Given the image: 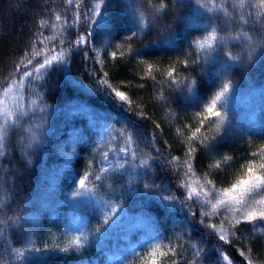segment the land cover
Instances as JSON below:
<instances>
[{
    "label": "trees",
    "instance_id": "1",
    "mask_svg": "<svg viewBox=\"0 0 264 264\" xmlns=\"http://www.w3.org/2000/svg\"><path fill=\"white\" fill-rule=\"evenodd\" d=\"M160 2L121 0L105 12L107 0H0V93L19 87L26 107L9 126L0 156V264H101L102 250L113 252L138 219L151 238L111 264H264V238L251 222L233 227L188 199L184 187L189 164L218 190L243 178L249 161L257 172L264 164V132L217 128V119L200 127L197 115L225 84L264 83V0L259 7L217 0L227 15L197 10L195 0H164L163 9ZM94 5L114 15L115 30L100 29L96 39L76 46L89 32ZM241 14L248 24L240 23ZM250 43L256 45L251 58ZM61 49L62 62L21 77L45 56L59 59ZM228 51L238 59L225 71ZM36 93L47 104L43 114ZM205 137L215 139L202 142ZM225 157L220 168L213 166ZM79 179L98 195L86 225L92 239L81 245L47 214L69 202ZM165 195L168 212L157 200ZM141 211L159 219L156 229Z\"/></svg>",
    "mask_w": 264,
    "mask_h": 264
},
{
    "label": "rangeland",
    "instance_id": "2",
    "mask_svg": "<svg viewBox=\"0 0 264 264\" xmlns=\"http://www.w3.org/2000/svg\"><path fill=\"white\" fill-rule=\"evenodd\" d=\"M239 3V0H238ZM260 0H249V5L260 6ZM99 5H94V11L89 15L92 18L93 23H89V32L95 29L94 37L99 34L96 32L100 29H96L95 21L99 20V15L95 12L102 13ZM103 14V13H102ZM19 104L20 108L25 111V104L22 102L19 87L9 89L6 92L0 93V110H3L5 106L8 109H13ZM223 107L220 108V105ZM217 107L226 116L225 123L222 125L228 127L232 131H237L244 134H260L264 132V83L250 82L244 86L229 87V92L225 96L221 97V101L217 102ZM16 116L13 115L12 119L15 120ZM220 124L219 119L217 118ZM221 125V124H220ZM187 195L191 197L196 203L200 205L202 210L215 211L222 221L233 224V217L238 216L236 204L231 201V209L229 204H217L213 209L212 204L216 203L215 200H211L210 203H206L209 197L206 196L210 185L194 172L189 173L184 183ZM224 190H219L217 197L228 202L229 197H223L220 195ZM80 192V195L76 193ZM55 207H49L47 214L51 213L58 217L63 230L69 234L72 241L78 242L80 245L90 241V232L87 230V219L89 216L97 211L98 195L89 188H77L74 190L72 198L69 202H60L55 204ZM257 213L256 219L250 221L253 224V232L261 234L264 238V219L259 218V212L264 210V204H256L254 209ZM247 221V220H242ZM133 223V222H132ZM128 224V223H127ZM224 231H221L223 235ZM100 235V234H97ZM151 233L146 230L145 222L138 219L137 222L130 224L126 229V233L122 240L116 243L113 252L102 250L101 264H111L118 261L122 254L127 250H134L139 244L144 243L151 238ZM74 264H96V262L78 261Z\"/></svg>",
    "mask_w": 264,
    "mask_h": 264
},
{
    "label": "snow or ice",
    "instance_id": "3",
    "mask_svg": "<svg viewBox=\"0 0 264 264\" xmlns=\"http://www.w3.org/2000/svg\"><path fill=\"white\" fill-rule=\"evenodd\" d=\"M71 3V0H69ZM121 0H107V3L104 4V11L108 12L110 8H112L114 5L119 6ZM188 3H191L192 0H187ZM195 4L198 6L197 10H205V11H224V14L227 15V11L221 8V5L217 4V0H207L206 3H201V0H195ZM99 7V6H97ZM165 7L164 0H161L160 2V8L163 9ZM243 7V5H241ZM94 11V10H93ZM159 11V9H157ZM94 14L99 15V20L95 21L96 29H103L105 33H112L115 30L116 23L115 18L112 13H109L107 16H105L102 13L95 12ZM87 16V14H85ZM57 20L60 19L59 16L56 17ZM89 23H93L92 18L90 16L87 17ZM240 23L241 24H248L249 20L241 14L240 16ZM215 31V29L213 30ZM95 29L92 32L86 31L83 35L78 36V38L75 41L76 46H80L82 44H87L91 38L94 37ZM134 35V33L129 32V39ZM243 33H241L239 36H236V39H240ZM216 36L212 35L207 38V40H215ZM206 40V42H207ZM44 41L41 40L40 43H43ZM63 43V42H62ZM197 45L199 47H203V44H199L197 42ZM209 47H211V44H209ZM256 45H252L250 43V51L248 52V57L251 58L253 52L255 51ZM54 51V50H53ZM38 55V54H37ZM226 59L224 61L225 63V71L228 70V68L231 67V63L235 62L238 58L233 56V54L228 51L225 53ZM113 57L115 58V53H113ZM33 59H35V56H33L32 59L27 60V63H24L23 66L25 69H28V66L33 63ZM64 59V51L61 49V52L59 54V59L57 56H53L51 60L47 58V56L44 57L43 60L37 61L35 65L32 66L31 70H27L23 73H21L22 78H29L33 77V74L35 73L36 76H40V74L45 71L47 68H50L52 65V61L62 62ZM199 59V58H197ZM194 63L197 62L196 60L193 61ZM23 63V62H22ZM187 66V65H186ZM19 71V70H18ZM71 83V81H69ZM29 84H33L35 87H42V85H36L34 79L28 80ZM189 91L191 92V96L189 99H192L196 97V91L192 86H188ZM229 92V86L228 84H225L223 86L222 91L217 93L215 97L205 106L204 111L201 113H197V115L200 116V127L204 126V122L212 119H219L220 124L225 123L226 116L225 114L218 109L217 102L221 101V97L225 96L226 93ZM37 98L42 101V97H39V94L36 93ZM115 95L119 97L121 100L125 99V96L120 91H115ZM31 103L35 104L36 101L33 100ZM223 107V104L220 105V108ZM47 109L46 102L42 101V106L40 107V112L43 114ZM206 113V115H205ZM25 113L23 112V109L20 108L19 104L15 106L13 109H8L7 106L3 110H0V156H3L5 153L3 151V141L4 138L7 135L8 128L11 125H14ZM13 115L16 116V120L14 121L12 119ZM74 115V114H73ZM43 118V116H42ZM220 124L217 125V128L220 127ZM200 128L196 129V132H199ZM84 133H88V129H84ZM83 138V137H81ZM208 139H215V137L208 138L205 137L202 142L208 140ZM124 151V150H122ZM195 151L194 148L189 147L187 156H192L193 152ZM252 156H256V152L251 153ZM228 160V157H225L222 161L215 163L213 166L216 168H220L222 163H226ZM244 167V165H242ZM193 169L191 165L189 164L187 171L185 172V175H188L189 173H192ZM95 179L99 180L100 177L97 175ZM85 184V179H79V186L80 188H83ZM208 184L210 185L208 191L206 192V196L209 197L206 203H210L211 200H215L216 203L212 204L213 209L216 208L217 204H229V208L231 209V201H234L236 204V211L239 212L238 216L233 217V227L236 225H239L242 220L252 221L256 219L257 213L252 210L254 209L256 204H264V164H261L259 166V172L255 170V166L252 164L251 161L248 162L247 165V171L245 173V176L241 179H239L236 183L232 184L231 188L224 190L222 193H220L223 197H229L230 200L226 202L223 199H220L217 197L218 189L216 188L215 184H213L211 181H208ZM151 187H157L155 185H152ZM145 189L150 190V186L148 184H145ZM161 191H164L161 189ZM77 195H80V192L76 193ZM170 197L168 195L163 196L162 198L157 197V200L159 201V206L162 208L165 212H168L170 209V205L166 203L169 201ZM173 200L175 198H172ZM188 199H191V197H188ZM171 207H174V204L171 205ZM194 214V213H193ZM140 216L144 217L145 219L151 220L154 222L153 229H156V226L159 224V219H153L150 213L141 211ZM259 218L264 219V210H261L259 212ZM204 222L203 220L201 221ZM235 235V233H233ZM221 240H225L224 235H220ZM79 238H77L78 242ZM155 250V249H154ZM35 251H39V249H36ZM200 250L196 252V255L199 256ZM241 255H245L244 252L240 253ZM223 259L225 261H228V256L225 254L223 255ZM154 264V262H153ZM248 264H252V261L249 260Z\"/></svg>",
    "mask_w": 264,
    "mask_h": 264
}]
</instances>
